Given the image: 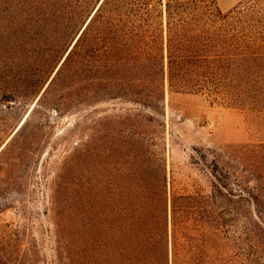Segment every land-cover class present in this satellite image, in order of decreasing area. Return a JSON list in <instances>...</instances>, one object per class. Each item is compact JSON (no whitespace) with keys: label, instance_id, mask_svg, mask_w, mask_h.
<instances>
[{"label":"trees","instance_id":"16d2710c","mask_svg":"<svg viewBox=\"0 0 264 264\" xmlns=\"http://www.w3.org/2000/svg\"><path fill=\"white\" fill-rule=\"evenodd\" d=\"M91 3L0 0V100L18 90L31 96L64 59L41 97H60L52 103L59 112L66 100L119 102L133 106L126 119L159 126L170 92L264 114V0H245L228 14L214 0H169L166 12L152 0H102L96 11ZM41 35L43 59L29 69L21 59L41 49ZM196 152L212 182L199 201L170 197L163 165L160 188L124 189L111 210L103 190L88 196L89 264H212L204 240L189 235V213L264 264V142Z\"/></svg>","mask_w":264,"mask_h":264},{"label":"rangeland","instance_id":"374dc122","mask_svg":"<svg viewBox=\"0 0 264 264\" xmlns=\"http://www.w3.org/2000/svg\"><path fill=\"white\" fill-rule=\"evenodd\" d=\"M101 1L92 0L90 11ZM214 1L223 14L245 4ZM168 2L152 0L164 12ZM42 40L40 50L21 59L29 69L43 59ZM63 61L41 76L31 96L18 90L0 100V264H89L87 201L94 190L105 192L111 210L124 189L160 188L163 165L169 196L199 201L198 195L212 194V182L194 159L197 149L264 142V114L200 94L167 92L159 126L142 124L136 115L126 119L133 106L119 102L74 106L66 100L59 112L52 103L60 97L51 94L43 103L41 97ZM18 78L23 83L28 77ZM197 219L206 217L187 215L189 235L204 240L212 264H253L231 237Z\"/></svg>","mask_w":264,"mask_h":264}]
</instances>
